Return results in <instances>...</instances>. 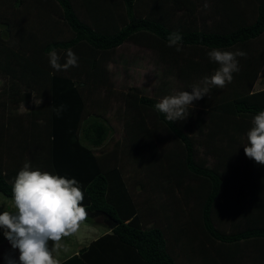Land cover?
<instances>
[{"label": "trees", "instance_id": "1", "mask_svg": "<svg viewBox=\"0 0 264 264\" xmlns=\"http://www.w3.org/2000/svg\"><path fill=\"white\" fill-rule=\"evenodd\" d=\"M33 1L42 8L40 34L45 40L18 35L12 10L26 12ZM209 1L205 8L199 0H0V25L7 37L0 35V74L46 101L41 111L33 112L34 117H41L40 125L19 115H8L5 125H0V130L9 133L1 139V144H7L5 150L10 153V141L20 142L26 153L25 160L19 155L0 166V194L12 199L13 181L29 162L33 169L75 178L84 196L81 203L92 214L83 221L100 218L108 227V232L58 264H177L180 256L174 248L182 252L185 259L180 260L185 264H252L264 258V165L244 153L252 118L264 110V91L250 92L264 64V0ZM46 5L53 7V15ZM116 6L124 12L117 14ZM60 22L68 38H58ZM173 32L182 36L180 51L169 44ZM125 43L156 55L165 70L175 74L179 89L189 92L218 69L207 55L211 49L246 53L237 57L240 70L233 73L231 83L223 88L210 86L208 94L198 100L201 114L189 123L168 120L155 109L158 100L138 88L122 94L121 146L126 148L122 152L129 151L142 163L148 161L143 157L148 153L150 165L162 164L161 174L181 188L182 200L187 203L193 193L196 196L192 198L194 214L185 211L187 217L182 219V213L181 221L178 213L166 219L167 227L174 228L173 247L163 229L142 227L119 165V150L105 154L99 150L110 132L104 110L84 98L91 85L107 81L111 54ZM53 48L61 64L71 49L78 66L54 70L48 55ZM20 99L17 96L14 101ZM145 116L175 142L177 150L163 149V159L158 157L155 143L165 138L158 136L156 128L147 129ZM201 147L213 158L211 166L196 160ZM186 177L199 185L183 188ZM151 189L158 190L156 186ZM251 244L255 250L249 253L245 250Z\"/></svg>", "mask_w": 264, "mask_h": 264}, {"label": "rangeland", "instance_id": "2", "mask_svg": "<svg viewBox=\"0 0 264 264\" xmlns=\"http://www.w3.org/2000/svg\"><path fill=\"white\" fill-rule=\"evenodd\" d=\"M34 2L35 1H33V3L30 2L31 4L28 6L29 8L26 9V12H15L12 10L13 16L16 17L15 21L18 23V35H29L28 37L32 40H45V37L40 34L42 30L40 28H43V25L41 24L43 21L40 20V10H42V8L40 9V5ZM208 2L210 1L199 0L200 5L207 3L209 6ZM138 5H136L134 9L135 16H138L139 14ZM13 6L14 8H17L16 4ZM49 6L50 5H46L45 9L47 8L52 14L53 7L50 6L49 8ZM123 10L116 6L117 14L124 12ZM176 12L177 11L174 10L173 15L175 17L177 16ZM60 23H58V26L56 25V27L60 28L59 34L57 35L58 38H68L69 32L62 25V23ZM2 29L3 25H0V35L6 40L7 37L2 33ZM38 30L40 31L38 32ZM50 35H54V32H50ZM166 68V65L148 49L141 48L132 43H125L120 46L113 54H111V60L107 63V70L109 72L107 75V81L104 82V85H91V89H89L90 91H86L84 93V98L93 104L94 102L97 103L98 110H104V118L108 123L110 132L106 140L102 143L103 145L101 149L99 150L103 154H105V152H111L115 148H117V151L119 150V165L123 170V177L127 181L131 196L139 209L142 227L144 229H149L151 227H159L163 229V233L168 241V244L173 247L175 245H173V235L171 231L174 228L171 227V225L169 228L167 227L166 219L167 217L171 218V216L178 213L179 216H176L178 217L179 221H181L180 217L182 213L184 216L182 219H186L185 217H187L185 211L187 214H194L196 203L192 200V198H196L195 194L193 193V196H191L186 203L181 198V188L177 187L168 176L165 177L161 174V171L164 168L162 164L153 163L150 165V156L148 157V153L143 154L144 159H147L148 161H144V163H142L135 155L130 154L129 151L122 152L121 150V139L123 137L122 117L125 108L122 94L126 93L129 88L135 87L138 88L142 94L155 98L159 101L166 95H172L181 91L179 89V82L175 74L168 72L165 70ZM14 83L15 89L10 88ZM35 94V92H31L30 90L23 88L19 82H13L9 78L3 77L0 74V125H5V118L8 117V115H19L22 116L24 120L33 121L37 125H40L41 117H34L33 112L38 110L41 111V109L46 106V101L43 97L37 96ZM17 96L21 97V99L14 101ZM200 114L201 112L198 101H193L192 108H189L190 116L184 119L185 123H189L188 121H192L194 116H200ZM150 119L145 116V124L147 129L154 130V128H159L158 125L152 124ZM156 131H159V137L165 138L163 143H155L156 150L159 154L158 157L163 159L164 155H162V152L165 151L163 149L174 151L178 148H176L175 142L171 140L168 135L163 132V130L157 129ZM191 132H193V136L195 135L196 137L195 129L192 128ZM1 133L0 166L4 167L5 163L17 159L19 155L25 157L26 153H24L21 149L23 146L20 142H18L17 145H14L11 141L10 143L12 147L10 149V153L14 152L16 157L12 156L13 153H8L5 150V146H7V144H1V139L8 138L7 136L9 133H7L5 130L3 131V129L0 130V134ZM125 149L126 148L123 150ZM201 149L202 147L197 149L198 156H196V160H203L207 165L211 166L214 163L213 158L206 155ZM160 158H158V161H160ZM23 159L25 160L26 157ZM156 182L157 184H160V187L157 186ZM182 183L183 188L193 187L194 189L199 185V181H195L188 177L184 178ZM155 186L158 189L157 191H153L151 189V187L154 189ZM162 188L164 190H162ZM0 208L9 212L15 211L13 200L4 197L2 194H0ZM92 220L93 221L91 224L85 221L80 223V227L86 229L88 233L87 239L83 243H78L79 240H76L74 233L70 234L69 236L62 237L61 241L58 242L60 247L54 249L53 251V254H56L54 257L57 259L58 263L74 254L73 252L79 246L78 244L82 245L83 247L91 241V238H98L102 234L108 232L107 225L103 224L100 218H93ZM170 222L172 225H174L176 223L175 217H172ZM80 227L78 229H80ZM91 233H93V235H91ZM52 244L53 242L49 241V247H51ZM173 250L174 254L180 256L181 259H185L184 255L179 249L174 248ZM5 254L12 255L16 258H18L19 255L18 251L14 252L11 249L9 243L3 237V234L0 233V260L4 261ZM180 258L178 261H176L177 264H185V261H181Z\"/></svg>", "mask_w": 264, "mask_h": 264}, {"label": "clouds", "instance_id": "3", "mask_svg": "<svg viewBox=\"0 0 264 264\" xmlns=\"http://www.w3.org/2000/svg\"><path fill=\"white\" fill-rule=\"evenodd\" d=\"M207 3L204 7L207 8ZM182 40L179 32L169 35V44L178 46ZM49 64L54 70H66L78 66V57L71 49L66 50V62L61 64L55 48L48 53ZM209 60L219 65L214 74L204 77L191 91H179L162 97L155 109L168 120H184L189 115L193 101L202 99L210 86L223 88L231 83L233 73H238L237 57L246 55L237 50L222 51L217 48L207 53ZM252 126L246 133L248 143L244 146L246 157L264 165V110L252 118ZM81 186L75 178L51 174L33 169L25 162L18 171L12 185V200L15 211L0 208V233L11 249L18 251V258L5 254L4 264H58L53 251L60 247L62 237L76 233L87 212L83 204ZM49 241L53 244L49 247Z\"/></svg>", "mask_w": 264, "mask_h": 264}, {"label": "crops", "instance_id": "4", "mask_svg": "<svg viewBox=\"0 0 264 264\" xmlns=\"http://www.w3.org/2000/svg\"><path fill=\"white\" fill-rule=\"evenodd\" d=\"M264 91V64L261 66V69L254 81V83L252 84V88L250 90L251 93H260ZM83 222V221H82ZM86 222V221H85ZM91 224V223H90ZM75 234V238L76 240H79L78 243H83L84 241H86L87 239V231L86 229H83L82 227H80V229L77 230ZM91 235H93V233H91ZM96 238H91V241H94ZM90 241V242H91ZM89 242V243H90ZM88 243V242H87ZM88 243V244H89ZM88 244H86L85 246H87ZM79 246L76 248V250L73 252L74 254H77V252L82 248V245L78 244ZM84 247V246H83ZM262 247L264 248V242ZM242 248V247H241ZM255 250V246H253V244L249 245L248 247H246L247 252L252 253ZM264 252V249L262 250ZM264 254V253H262ZM56 255V254H55ZM54 255V256H55ZM73 255V254H72ZM0 264H4L3 260H0ZM238 264H247V263H238ZM252 264H264V258L263 259H258L256 260L255 263L252 262Z\"/></svg>", "mask_w": 264, "mask_h": 264}, {"label": "water", "instance_id": "5", "mask_svg": "<svg viewBox=\"0 0 264 264\" xmlns=\"http://www.w3.org/2000/svg\"><path fill=\"white\" fill-rule=\"evenodd\" d=\"M86 217H92V214H87V216Z\"/></svg>", "mask_w": 264, "mask_h": 264}]
</instances>
